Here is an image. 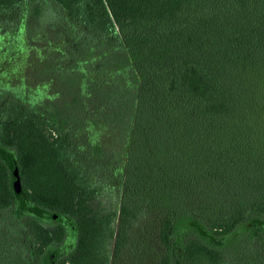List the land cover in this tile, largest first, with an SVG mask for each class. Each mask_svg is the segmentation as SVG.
I'll return each instance as SVG.
<instances>
[{
  "label": "trees",
  "instance_id": "1",
  "mask_svg": "<svg viewBox=\"0 0 264 264\" xmlns=\"http://www.w3.org/2000/svg\"><path fill=\"white\" fill-rule=\"evenodd\" d=\"M32 19L0 82V264H264V0H0L1 35Z\"/></svg>",
  "mask_w": 264,
  "mask_h": 264
},
{
  "label": "rangeland",
  "instance_id": "2",
  "mask_svg": "<svg viewBox=\"0 0 264 264\" xmlns=\"http://www.w3.org/2000/svg\"><path fill=\"white\" fill-rule=\"evenodd\" d=\"M38 19V18H37ZM41 21H35L32 19L31 22H28V28H27V32L25 34H23L22 32V36H20V33H15L10 31L9 33L11 34L10 37L8 38L6 35H1L0 34V71H2L3 69V73L0 74V82H4L7 81V76L8 74H10L12 68L18 67L19 64H14L18 61L21 60L20 58V54H19V45L22 46L21 44V40L25 38L26 42L28 45H33V49L30 51L35 50V48L41 46L42 42L40 40H37L36 35H38L39 33V29L42 25H40ZM46 31V30H45ZM2 33V32H0ZM14 33V34H13ZM47 35H49V37H54V30L53 31H46ZM8 38V39H7ZM7 39V40H6ZM5 43V45L3 46V44ZM2 48V49H1ZM5 49V50H4ZM3 50V51H1ZM33 52H29L33 53ZM19 54V55H18ZM52 59V58H51ZM72 59V55L70 54L68 56V59H66L68 61V63H71ZM18 60V61H17ZM66 63V62H65ZM7 77V78H5ZM11 77H15L14 73H11ZM13 81H15V78H12ZM4 96H0V104H2L4 102ZM97 195L99 197V199L102 202L103 207L105 205H107V191L106 190H101L99 192H97ZM99 206H101V204H99ZM110 206V205H109ZM114 207V205H113ZM115 220L116 217L113 216L112 221L110 222V229L114 231V229L112 227L115 226ZM47 226L49 228H54L55 223H49L47 224ZM112 236L110 235V232L105 233L104 238L102 239V249L105 250L106 254H110L111 253V247H112ZM103 250V251H104Z\"/></svg>",
  "mask_w": 264,
  "mask_h": 264
},
{
  "label": "water",
  "instance_id": "3",
  "mask_svg": "<svg viewBox=\"0 0 264 264\" xmlns=\"http://www.w3.org/2000/svg\"><path fill=\"white\" fill-rule=\"evenodd\" d=\"M14 175H15V180H14V186L16 188H19L20 186V178H19V175H18V171H17V168H14ZM56 215H54L55 217Z\"/></svg>",
  "mask_w": 264,
  "mask_h": 264
},
{
  "label": "flooded vegetation",
  "instance_id": "4",
  "mask_svg": "<svg viewBox=\"0 0 264 264\" xmlns=\"http://www.w3.org/2000/svg\"><path fill=\"white\" fill-rule=\"evenodd\" d=\"M18 171V170H17ZM13 173H14V171H13ZM18 175H19V173H18Z\"/></svg>",
  "mask_w": 264,
  "mask_h": 264
}]
</instances>
